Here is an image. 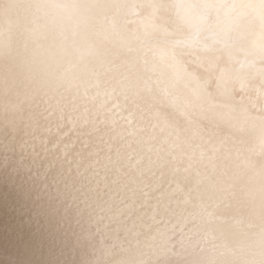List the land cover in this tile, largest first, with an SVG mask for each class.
Instances as JSON below:
<instances>
[{"label": "clouds", "instance_id": "clouds-1", "mask_svg": "<svg viewBox=\"0 0 264 264\" xmlns=\"http://www.w3.org/2000/svg\"><path fill=\"white\" fill-rule=\"evenodd\" d=\"M0 264H264V0H0Z\"/></svg>", "mask_w": 264, "mask_h": 264}]
</instances>
